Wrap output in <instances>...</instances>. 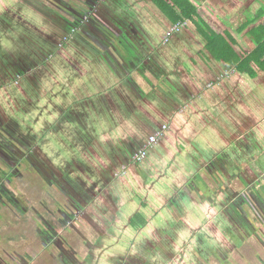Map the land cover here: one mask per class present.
<instances>
[{
    "label": "crops",
    "instance_id": "0c3cea01",
    "mask_svg": "<svg viewBox=\"0 0 264 264\" xmlns=\"http://www.w3.org/2000/svg\"><path fill=\"white\" fill-rule=\"evenodd\" d=\"M22 1L33 15L22 17L17 62L0 67L18 81L0 83V131L8 116L23 121L32 167L89 175L80 185L97 192L96 249L163 258L200 224L226 222L249 170L264 169V0H197L215 37L186 21L167 40L174 22L156 0H81L101 23L59 20L55 0ZM162 123L164 136L132 165Z\"/></svg>",
    "mask_w": 264,
    "mask_h": 264
},
{
    "label": "flooded vegetation",
    "instance_id": "af4514ba",
    "mask_svg": "<svg viewBox=\"0 0 264 264\" xmlns=\"http://www.w3.org/2000/svg\"><path fill=\"white\" fill-rule=\"evenodd\" d=\"M85 1L92 5L98 0ZM65 2L74 4L73 14L67 12ZM51 3L57 8L59 20L67 21L69 16L78 21H102L96 13L87 14L90 6L84 7L81 0ZM16 14L21 13L17 10ZM2 21L0 63L5 62V69L7 60L15 63L14 52L21 50L18 41L24 20ZM3 36L15 40L7 42ZM14 75L15 70L8 69L1 74L0 83L7 85ZM12 81L18 83L17 79ZM7 118L6 127L10 126L5 133L0 131V264H264V169L256 173L249 170L250 182L240 192L234 191L232 203L224 209L226 222H219L218 215V221L200 224L173 254L162 258L152 249H134L125 255L105 246L97 250L103 240L95 229L98 216L89 207L92 201L87 193L94 191L80 185L82 179L91 180L89 175L78 172L73 180L61 174L65 170L62 168L51 174L52 169L42 172L32 167L33 144L30 134L22 130L24 122L11 126V117ZM260 154L250 156V161H259Z\"/></svg>",
    "mask_w": 264,
    "mask_h": 264
},
{
    "label": "trees",
    "instance_id": "16d2710c",
    "mask_svg": "<svg viewBox=\"0 0 264 264\" xmlns=\"http://www.w3.org/2000/svg\"><path fill=\"white\" fill-rule=\"evenodd\" d=\"M156 2L159 7L161 6L163 11L168 15V18L172 22L176 23L178 21H188L189 23H193L199 26L197 27L199 32L202 33L206 37V39H210V37H215L214 32L210 28L208 21L203 15L202 17L199 15V12L197 11V3H194L191 0H156ZM168 4L174 5L176 8H178L179 11L173 10L172 7H169ZM219 37L220 36H217V38ZM225 48L226 47L223 43L222 49L224 51Z\"/></svg>",
    "mask_w": 264,
    "mask_h": 264
},
{
    "label": "rangeland",
    "instance_id": "374dc122",
    "mask_svg": "<svg viewBox=\"0 0 264 264\" xmlns=\"http://www.w3.org/2000/svg\"><path fill=\"white\" fill-rule=\"evenodd\" d=\"M4 2H7V6H5V4L1 7L0 6V23H2L3 21H2V18H4L5 19V21L7 22V20H9V21H15L16 20V18H22V17H24V16H27L28 17V19H30L31 18V16L33 15V13L31 12V11H28L27 9H25L23 6H22V4H23V1L22 0H3ZM192 2H194V3H197V6H199V7H205L206 8V6L204 5V4H202V2L201 1H197V0H192ZM65 4H66V6H65V8H66V10H67V12L69 13V14H73V10H74V4H71L70 2H69V5H67V2H65ZM19 11L21 14H19V16H17V14H16V11ZM204 12V11H203ZM204 14V13H203ZM59 15V17H63V16H61L60 14H58ZM26 22H28V23H31L30 21H26ZM3 38H4V40L5 41H7V42H9V41H14L15 39H8L7 37H5V36H3ZM20 47H21V49H23L24 47L22 46V44H20ZM8 49H5V52H4V54H5V56H8L9 55V53H8ZM13 51H17V48H13ZM5 64V62L4 61H2V65H4ZM0 65H1V63H0ZM13 78L11 79V77H10V79L8 80V81H6V83H8V87H10L11 85L12 86H14V83H13ZM6 88H7V86H6ZM255 103H257V102H255ZM38 180V178L36 179V181ZM42 186H40V188H41ZM88 193V197L90 198L91 197V200L92 201H94V198L96 197L95 195H96V193L97 192H87ZM46 202H50L49 200H46ZM251 242H252V244H253V246L255 247V248H257L256 250H258L259 249V247L254 243V241L253 240H251ZM252 251H250V253H251ZM249 252H247L246 254H248ZM186 259H187V256H186Z\"/></svg>",
    "mask_w": 264,
    "mask_h": 264
},
{
    "label": "built area",
    "instance_id": "2783aa9c",
    "mask_svg": "<svg viewBox=\"0 0 264 264\" xmlns=\"http://www.w3.org/2000/svg\"><path fill=\"white\" fill-rule=\"evenodd\" d=\"M186 25V21H178L172 24L166 35L165 40H167L171 33H174L180 30L182 27ZM168 129V125L166 123H162L153 133H151L145 142L132 154L130 158L131 163H140L147 155V151L154 147V145L164 136L166 130ZM127 165L123 164L120 169L115 172L116 176H120L125 174Z\"/></svg>",
    "mask_w": 264,
    "mask_h": 264
},
{
    "label": "water",
    "instance_id": "95a60500",
    "mask_svg": "<svg viewBox=\"0 0 264 264\" xmlns=\"http://www.w3.org/2000/svg\"><path fill=\"white\" fill-rule=\"evenodd\" d=\"M92 6V5H91Z\"/></svg>",
    "mask_w": 264,
    "mask_h": 264
}]
</instances>
